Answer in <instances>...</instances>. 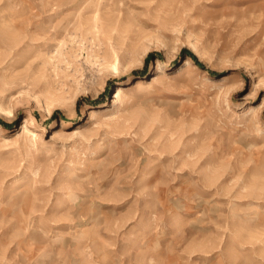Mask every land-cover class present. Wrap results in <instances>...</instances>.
Instances as JSON below:
<instances>
[{"label":"rangeland","instance_id":"rangeland-1","mask_svg":"<svg viewBox=\"0 0 264 264\" xmlns=\"http://www.w3.org/2000/svg\"><path fill=\"white\" fill-rule=\"evenodd\" d=\"M0 264H264V0H0Z\"/></svg>","mask_w":264,"mask_h":264}]
</instances>
